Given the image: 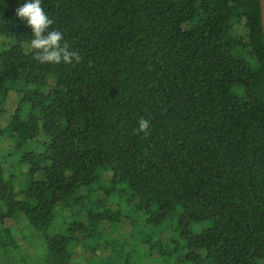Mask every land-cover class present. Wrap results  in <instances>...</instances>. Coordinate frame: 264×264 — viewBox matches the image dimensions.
<instances>
[{
    "label": "trees",
    "instance_id": "trees-1",
    "mask_svg": "<svg viewBox=\"0 0 264 264\" xmlns=\"http://www.w3.org/2000/svg\"><path fill=\"white\" fill-rule=\"evenodd\" d=\"M25 2L0 0V258L264 264L260 1L42 0L82 57L59 65ZM136 213L151 236L110 235Z\"/></svg>",
    "mask_w": 264,
    "mask_h": 264
},
{
    "label": "clouds",
    "instance_id": "clouds-1",
    "mask_svg": "<svg viewBox=\"0 0 264 264\" xmlns=\"http://www.w3.org/2000/svg\"><path fill=\"white\" fill-rule=\"evenodd\" d=\"M15 14L19 19L26 21L27 26L32 30L33 39L30 47L35 50L34 59L36 61L41 64L55 65L70 64L73 61L80 63L82 60L80 53L72 50L70 45L64 41L63 33L54 28L49 30L54 20L45 12L42 0H26L22 6L16 8ZM150 123V120L141 117L134 133L137 135L143 133L148 136Z\"/></svg>",
    "mask_w": 264,
    "mask_h": 264
},
{
    "label": "rangeland",
    "instance_id": "rangeland-1",
    "mask_svg": "<svg viewBox=\"0 0 264 264\" xmlns=\"http://www.w3.org/2000/svg\"><path fill=\"white\" fill-rule=\"evenodd\" d=\"M16 95H17L16 98L18 100L19 95L17 93H16ZM8 102H10V101H8ZM10 149L12 150V148H10ZM134 217L136 218L137 227L124 224V225L119 226V228H118L121 230V233H119L118 229L115 230V231H117V233H112V231H113V229H112L110 235L119 236V234H120V236L117 238H122V239L131 238V237H134V235H135L140 240L141 239L143 240L144 238L151 236L153 234V228L150 227L149 225L145 224L146 216L142 213H140V214L136 213L134 215ZM22 232H24V229H22ZM129 241L132 242V240H129ZM94 247L95 246L89 247V249L93 252V254L98 251V248L95 247V249H96L95 250ZM28 248H29V245H28ZM135 251H136V255L133 258L134 260H140L141 263L145 262V264H150V262L148 263L145 261L146 257L143 255L142 252H139L140 251L139 249L136 248ZM5 261L6 260H3L2 258H0V264H7V262H5Z\"/></svg>",
    "mask_w": 264,
    "mask_h": 264
},
{
    "label": "water",
    "instance_id": "water-1",
    "mask_svg": "<svg viewBox=\"0 0 264 264\" xmlns=\"http://www.w3.org/2000/svg\"><path fill=\"white\" fill-rule=\"evenodd\" d=\"M259 1H260L261 23H262L263 37H264V0H259Z\"/></svg>",
    "mask_w": 264,
    "mask_h": 264
}]
</instances>
